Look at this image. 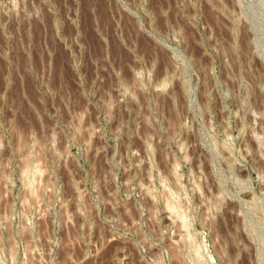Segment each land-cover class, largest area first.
Here are the masks:
<instances>
[{"label": "rangeland", "instance_id": "rangeland-1", "mask_svg": "<svg viewBox=\"0 0 264 264\" xmlns=\"http://www.w3.org/2000/svg\"><path fill=\"white\" fill-rule=\"evenodd\" d=\"M0 264H264V0H0Z\"/></svg>", "mask_w": 264, "mask_h": 264}]
</instances>
